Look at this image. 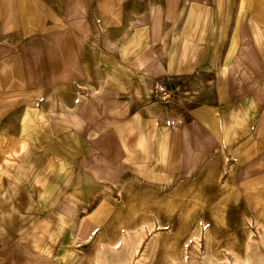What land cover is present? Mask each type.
Returning a JSON list of instances; mask_svg holds the SVG:
<instances>
[{"label":"crops","instance_id":"0c3cea01","mask_svg":"<svg viewBox=\"0 0 264 264\" xmlns=\"http://www.w3.org/2000/svg\"><path fill=\"white\" fill-rule=\"evenodd\" d=\"M76 9L82 12L76 14ZM76 24L83 26L82 31L72 32L71 25ZM91 25H106L111 36L93 31L88 36ZM72 35L81 40H143L146 46L141 50L109 60L126 75V80L120 77L125 92L119 85H105L115 112L119 113V93L127 95L129 105L134 90L151 93L156 100L146 99L132 115L128 110V120L137 115L146 120L141 136L152 138L146 151L153 146L155 160L163 161L167 147L174 148L173 160L185 158V164L176 168H185V176L192 177L220 154L231 166L226 175L236 195L244 202L264 201V0H0V221L10 233L16 236L17 229L24 230L33 220L34 226L43 221L44 230L58 227L45 221L48 212L38 213L43 199L34 179L47 178L38 162L53 149L75 153L70 166L75 173L92 148L77 130L55 123L54 111L40 107L58 105L70 114L65 99L55 102L47 97L42 102L35 96L34 103H17L12 97L37 89L40 72L48 82L60 75L64 83L66 79L64 89L70 88L69 51L55 49L51 42L75 40ZM149 45L153 51L146 54ZM138 74L146 80L141 87L134 79ZM157 86L173 98L162 101L155 94ZM39 117L51 128L42 127ZM25 120L33 121V127L24 129ZM131 134L126 142L135 135L132 130ZM113 135L119 138L124 133L117 130ZM22 168L28 173L25 180H18L15 170ZM77 209L68 222H80L82 204ZM30 235V243L40 242Z\"/></svg>","mask_w":264,"mask_h":264},{"label":"rangeland","instance_id":"374dc122","mask_svg":"<svg viewBox=\"0 0 264 264\" xmlns=\"http://www.w3.org/2000/svg\"><path fill=\"white\" fill-rule=\"evenodd\" d=\"M80 12L78 9L76 14ZM71 27L72 32H77L82 31L83 26L76 24ZM89 27L88 36H92V31L111 36L107 35L110 30L104 29L106 25ZM72 38L75 40L51 42L56 44L55 49L65 47L69 51V89H64L66 79L64 83L60 75L48 82L47 75L40 72L37 89H24L12 97L17 99V103H34L32 99L35 96H39L42 102H46L47 97H54L55 102L65 99L70 114L63 113L58 105L40 107L48 112L54 111L55 123L77 130L92 143L86 166L98 172L100 180L92 179L94 193L88 201L89 206L88 202L82 203L86 211H81L80 222L77 224L76 219L75 223L59 228L57 236L50 241L49 259L36 254L37 247L51 228L44 230L39 224L30 233V237L39 239L37 244L30 243L28 234L20 239L21 228L15 232L18 239L11 235L4 243L0 242V264H36L37 260L38 264H96L95 261L101 259L104 264H264V210H260L261 223L253 203L236 197L233 188L228 185L226 173H230L231 169L228 162L217 154L213 160L203 163V167L197 169L192 177H187L185 168H176V165L185 164V158L183 161L182 158L173 160L171 152L174 148L167 147V156L163 161L155 160L153 146L149 152L146 151V146L153 145L152 138L141 136L146 120L138 115L134 121L131 117L128 120L129 113L132 115L138 111L146 99L151 102L156 100L151 93L150 96L147 93L140 95L141 90L139 94L137 89L134 90L135 96L131 93L130 105L127 95L119 93V113L115 112L117 106L109 102L111 90L105 86L111 83L105 82L101 62L104 59L109 61L112 56L120 60V48L126 41L81 40L75 35ZM147 48L146 54H151L150 45ZM134 79L140 87L146 81L140 74ZM46 86L52 89L45 90ZM78 122L82 128L78 127ZM117 130H122L124 135L115 137L113 134ZM131 130L135 135L126 142ZM126 151L133 158H127ZM98 193V201L93 200ZM187 194L200 198L205 205L183 222L181 214L186 210L181 208V204L189 197ZM226 195L231 201L225 205L220 203V199L226 198ZM128 197L134 198L137 209L142 203H156L157 198H162L165 203L172 198L171 202L178 206L172 209L165 206L151 210L142 208L151 212L149 216L152 218L144 231L142 219L135 220L127 215L130 212L125 206ZM254 204L259 207L261 202ZM156 232L160 233L157 238L154 235ZM60 255H64V259H60Z\"/></svg>","mask_w":264,"mask_h":264},{"label":"bare ground","instance_id":"6f19581e","mask_svg":"<svg viewBox=\"0 0 264 264\" xmlns=\"http://www.w3.org/2000/svg\"><path fill=\"white\" fill-rule=\"evenodd\" d=\"M139 28H141V27H136L134 30H139ZM185 28H187V27H185ZM185 30H187V29H185ZM183 36H184V38L186 37V35H183ZM145 46H146V43L143 40L140 39L138 41L137 40L129 41L128 43L122 45L120 50L122 51V55H125L128 50L137 49V51H138V50H141ZM115 64L111 63V61H108V60H104V61L101 62V66L104 69V73H105V82L106 83L109 82V83L115 84L116 86L119 85L121 91L125 92V91H127L126 90V84L122 83L120 81V77L122 78L121 80H126V75L124 74V71H122L119 67L117 69ZM117 73H119V75H118L119 79L116 77ZM116 81H118V83ZM37 120H38L39 124L42 127H44L45 129L48 130V129L51 128V127H49L47 125V121H45L42 117L37 118ZM33 125H34L33 121H29V120L23 121V128L24 129L32 128ZM77 125H78L79 128H82V124L81 123L78 122ZM63 126H65L67 128H71V127H68L66 125H63ZM57 128H58V126L56 127V129ZM63 139H62V142H64ZM16 144L19 145L20 143L16 142ZM22 144H24V143H22ZM22 144H20V145H22ZM33 147L36 150H40L39 147L35 146V143L33 144ZM126 154H127V158H133L128 151H126ZM35 156H36L35 153H31L30 154V157L35 158ZM39 158H41L40 154H39L38 159ZM75 161H76L75 160V153H71L70 155H67L66 153H63L61 149L60 150L59 149H53L52 151H50V156L48 158H46L44 161L40 160L38 162L39 165H42L44 167L41 171L44 172V174L47 175V178L46 177L45 178L37 177V178L34 179L35 184L40 188L39 189L40 190V193H39L40 197L43 199L42 202L40 203V205L38 206V213H39V215H41L42 213L48 212L47 213L48 217L45 219V221H52L53 223L55 222L57 224V226H58V227H54L53 228L54 230H52V231H51L52 228L49 229V231L45 235L44 239L42 240V242L40 243V245L36 249V254L39 257H44V258L49 257V254L51 253V251H49V250L51 249V245H52L50 241L52 240L53 237L57 236V232H58V230H60L59 228L64 227L65 225H69L70 222H68L67 219L74 218V215L77 212H79L78 209H77L79 204L81 205L83 202H88L90 200V198L93 196V193H94L93 189L94 188H93V185H92V179L100 180V174L98 172H96L95 170H89L87 168V166H86L87 158L85 160V163L83 162L81 164V166H80L81 168H79L78 171L74 173L70 166H71V164L75 163ZM11 163L13 165V162H11ZM225 169H226V167H225ZM27 173H28L27 169H24V168L15 170V174L18 176V180H25L26 179L25 177H26ZM19 178H21V179H19ZM234 181H235V179H234ZM225 184H227V183L225 182ZM228 185H229V183H228ZM224 191H228V190L224 189ZM235 191L237 192V190H235ZM184 193H182V194H184ZM232 194H233V192H232ZM222 195H224V194H222ZM230 195H231V193H230ZM183 196H182V198H183ZM228 196L226 195V198H221L220 199V201H221L220 203H224V204L226 203L227 204L229 202V200H230V198H228ZM133 197H134V195H133ZM133 197H131V198L128 197L126 199V203H125V201L123 202V203H125V206L130 210V212H127L125 210V212H127V215H131V217L133 216V218L135 220L136 219H138V220L142 219V221H143L142 229L144 231L147 229V224L149 223V221L150 222L152 221V218L149 216V214L151 212H147L145 209H142V208H147V209L151 210V209L159 208V206H165L167 208H171L172 209V208L177 207L178 206L177 204L179 203L178 202L176 204L177 206H175V203L173 204L171 202L172 198L170 199V201H168L166 203L163 202L165 200H163L162 198H157L156 203H154V204L142 203V204H140V206L138 205L139 209H137V205L135 204V200H134ZM236 197L238 198V196H236ZM185 200L186 201L181 204V208H184L186 210V212H184L182 214L180 213L181 217L183 219V222H184V220L185 221L188 220L190 218L191 214L193 215L195 213V210H197V209H199V208H201V207H203L205 205V202L203 200L200 201V198H198L196 196H193V195H191L189 197H186ZM144 201H146V200H144ZM179 201H181V200H179ZM220 203L218 204L217 207H219ZM252 203L254 205V211H255V214L257 215V219L261 223H263V219L260 218V215H261L260 214L261 213L260 210H264V201L261 202V205L259 207L255 206L254 203H256V202H252ZM87 206H89V202L87 203ZM123 206L124 205H121V207H123ZM85 209H86V206L82 207L83 211H86ZM73 211L75 212V214H74ZM185 213H188V214H185ZM116 215H117V213H116ZM127 215H126V217H127ZM184 215H185L186 219H184ZM35 219H36V221H39V222L42 220V218H35ZM116 220L117 221L119 220L118 216H117ZM42 222H40L39 224H42ZM120 223H119V225H121ZM34 224L35 223H34V220H33V221L29 222L28 224L24 225V230H22V236L20 237V239L23 238V236H25L27 234L29 235L39 225L38 224V225L34 226ZM9 235H13V234L10 233L7 230L6 226H4L3 222L0 221V242H4V240ZM154 235L157 238V237H159L160 233L156 232ZM14 237L17 238L16 236H14ZM156 238H155V240H156ZM99 239H100V237H99ZM155 240H153V242ZM150 243H152V242H150ZM147 246H148V244H147ZM150 248H152L151 245H150ZM147 249H149V248H147ZM151 250L152 249H150V251ZM145 256L148 257L147 255H145ZM59 258L60 259H64V255H60ZM140 258H143V256H141ZM47 259H49V258H47ZM95 263L96 264H104L105 261H103V259H101L98 262L95 261Z\"/></svg>","mask_w":264,"mask_h":264},{"label":"built area","instance_id":"2783aa9c","mask_svg":"<svg viewBox=\"0 0 264 264\" xmlns=\"http://www.w3.org/2000/svg\"><path fill=\"white\" fill-rule=\"evenodd\" d=\"M155 94H157L159 98L164 102H168L173 98L172 93L167 91L163 86H157L155 88Z\"/></svg>","mask_w":264,"mask_h":264}]
</instances>
